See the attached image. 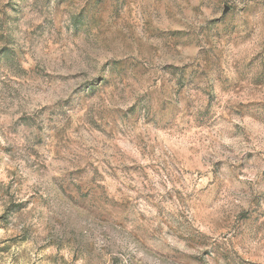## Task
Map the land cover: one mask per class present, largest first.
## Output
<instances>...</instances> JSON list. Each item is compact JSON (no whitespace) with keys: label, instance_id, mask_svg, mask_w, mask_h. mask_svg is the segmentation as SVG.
<instances>
[{"label":"rangeland","instance_id":"obj_1","mask_svg":"<svg viewBox=\"0 0 264 264\" xmlns=\"http://www.w3.org/2000/svg\"><path fill=\"white\" fill-rule=\"evenodd\" d=\"M0 264H264V0H0Z\"/></svg>","mask_w":264,"mask_h":264}]
</instances>
